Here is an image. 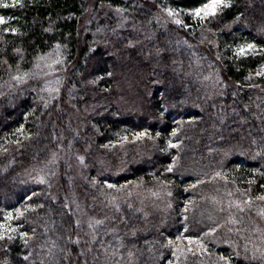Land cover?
Wrapping results in <instances>:
<instances>
[{
  "label": "trees",
  "instance_id": "16d2710c",
  "mask_svg": "<svg viewBox=\"0 0 264 264\" xmlns=\"http://www.w3.org/2000/svg\"><path fill=\"white\" fill-rule=\"evenodd\" d=\"M205 2L0 7V264H264V0Z\"/></svg>",
  "mask_w": 264,
  "mask_h": 264
},
{
  "label": "snow or ice",
  "instance_id": "6c2138e0",
  "mask_svg": "<svg viewBox=\"0 0 264 264\" xmlns=\"http://www.w3.org/2000/svg\"><path fill=\"white\" fill-rule=\"evenodd\" d=\"M17 3H19V0H13V3L11 5L7 3H0V7H3V8H8L10 6L15 7ZM222 7H228V4L225 2V0H207V2L203 3L200 7L189 10L188 14L191 15L193 18L204 20L208 17L215 16L218 10H220ZM169 14L172 15V12L170 11ZM6 23H8V21L5 19V17L0 16V25H5ZM176 23L181 24V21L176 20ZM5 31H8V29L6 28ZM12 31H15V29H12ZM253 49H255L254 44H247L246 46H241L237 51V55L238 56L245 55L248 50H253ZM258 75H264V72H260L258 73ZM138 135L143 136L144 134L140 133ZM168 170L171 171V168H169ZM109 187H112V186L109 185ZM260 198L264 199V197H260ZM20 215H23V213H20ZM5 219L6 220L13 219L12 214L9 213L5 217ZM5 227H6V224L0 223V229H4ZM10 230L14 231V229H10ZM0 238H2V236H0ZM25 259H27V257H25ZM221 259H224V258L221 257Z\"/></svg>",
  "mask_w": 264,
  "mask_h": 264
},
{
  "label": "rangeland",
  "instance_id": "374dc122",
  "mask_svg": "<svg viewBox=\"0 0 264 264\" xmlns=\"http://www.w3.org/2000/svg\"><path fill=\"white\" fill-rule=\"evenodd\" d=\"M89 1H92V0H89ZM90 5H91V10H90V14H89V16H88V19H89V17L92 19L94 16H95V8H94V5H93V3H90ZM189 13V11L188 12H181V11H174V13H172V16H174L175 18H176V20H180V21H184V17L186 16L187 17V21H189V22H197V21H199L200 19H197V18H193L191 15H189L188 14ZM117 16H120V14L119 15H117ZM186 19V18H185ZM88 23V22H87ZM60 63V61H59V58H57V57H49V58H47L45 61H44V64L42 65V69L43 70H45V69H53V68H55L58 64ZM260 72H264V66L261 68V69H259V71H258V73H260ZM49 77H52L51 75L49 76ZM261 201L263 202V204H264V199H261ZM22 206H26V203L25 204H23ZM262 208H264V207H262ZM13 211H8V213H7V215L9 214V213H11L12 214V216H13V219H11V220H7L6 221V223H3V224H6V227L4 228V229H0V234L1 233H3V232H5V231H9V232H13L14 233V235L15 236H18L19 238H21L22 237V235H23V232L22 231H20V229H19V227L17 226V225H15L14 223H13V221L12 220H14V214L12 213ZM261 223V225L260 226H262V229L264 230V217H263V219H262V221L260 222ZM10 229H14V231H12V230H10Z\"/></svg>",
  "mask_w": 264,
  "mask_h": 264
}]
</instances>
